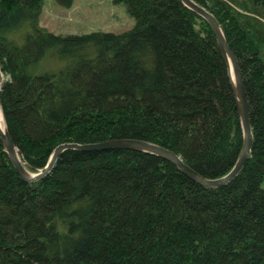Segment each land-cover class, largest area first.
Listing matches in <instances>:
<instances>
[{
	"label": "trees",
	"instance_id": "1",
	"mask_svg": "<svg viewBox=\"0 0 264 264\" xmlns=\"http://www.w3.org/2000/svg\"><path fill=\"white\" fill-rule=\"evenodd\" d=\"M192 1L239 65L252 132L240 173L212 189L148 153L68 150L28 183L0 142V264H264V0ZM43 2L0 0V105L30 172L60 145L125 139L206 180L231 171L243 134L205 20L178 0H113L130 30L61 36L39 26ZM47 59L60 68L39 72Z\"/></svg>",
	"mask_w": 264,
	"mask_h": 264
},
{
	"label": "water",
	"instance_id": "2",
	"mask_svg": "<svg viewBox=\"0 0 264 264\" xmlns=\"http://www.w3.org/2000/svg\"><path fill=\"white\" fill-rule=\"evenodd\" d=\"M184 7L191 10L203 20L207 22L213 35L216 39L217 45L219 47L220 53L223 57V60L226 64L229 82L232 88V92L235 98L236 107L238 110V115L240 119V125L243 134V142L242 147L238 156V159L231 169V171L225 176L215 179V180H206L196 174L193 170H191L188 166H186L179 156H176L172 152L156 146L154 144L140 141V140H112L106 141L97 144H63L54 149L52 152L48 163L46 166L38 171L37 173L30 172L23 159L18 153L17 148L13 145L6 127L5 131L2 132L0 130V142L4 148L5 153L7 154L12 166L14 167L18 176L25 182L34 183L38 180L44 178L52 169L56 159L65 151L68 150H76L82 152L88 151H110V150H134L140 151L144 153H148L151 155H155L160 157L170 163H172L181 173H183L186 177H188L194 183L205 187V188H218L220 186H224L228 184L231 180H233L242 170L244 164L246 163L249 154L252 148V132L250 127V118H249V108L246 99V94L244 90L243 81L240 74L239 65L230 50L229 46L226 43V40L223 36L220 26L214 19V17L209 14L205 9L195 4L192 0H178ZM230 70L234 76V82L232 81ZM2 73L0 71V88L2 85ZM0 113L3 118V113L0 105ZM4 121V118H3ZM5 124V123H4Z\"/></svg>",
	"mask_w": 264,
	"mask_h": 264
},
{
	"label": "rangeland",
	"instance_id": "3",
	"mask_svg": "<svg viewBox=\"0 0 264 264\" xmlns=\"http://www.w3.org/2000/svg\"><path fill=\"white\" fill-rule=\"evenodd\" d=\"M135 24L123 4L113 0H44L39 26L55 35H82L92 32L123 33ZM60 65L44 60L39 72L58 70ZM6 78L2 74V80ZM3 83V82H2Z\"/></svg>",
	"mask_w": 264,
	"mask_h": 264
},
{
	"label": "bare ground",
	"instance_id": "4",
	"mask_svg": "<svg viewBox=\"0 0 264 264\" xmlns=\"http://www.w3.org/2000/svg\"><path fill=\"white\" fill-rule=\"evenodd\" d=\"M230 74H231L232 81L234 82V76H233V73L231 72V70H230ZM0 130L2 132L5 131V124H4L3 118L1 116V113H0Z\"/></svg>",
	"mask_w": 264,
	"mask_h": 264
}]
</instances>
